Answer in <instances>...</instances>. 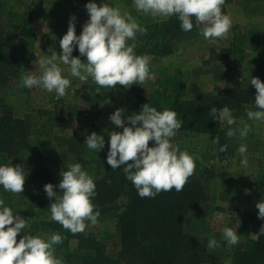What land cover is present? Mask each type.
I'll return each instance as SVG.
<instances>
[{
	"label": "rangeland",
	"instance_id": "374dc122",
	"mask_svg": "<svg viewBox=\"0 0 264 264\" xmlns=\"http://www.w3.org/2000/svg\"><path fill=\"white\" fill-rule=\"evenodd\" d=\"M107 2L118 7L122 14H130L141 25L160 23L170 18L152 17L138 12L134 0ZM226 14L232 18V27L225 38L209 43L202 36L201 28L197 27L182 38L172 41L173 54L151 58L150 70L155 73V79L141 86L129 85L130 88L126 89L121 85L115 88L101 87L90 77L87 81H80L69 75L71 87L66 90L64 97H55V103L50 104L49 93L40 88H34L31 92L22 85V78L27 71L39 69V58L50 55L51 51L57 54L62 51L59 41L67 33L69 22L74 16L70 6L66 0H0V42L5 43L0 50V70L7 67L8 74L5 82L0 83V106L6 104L21 115L36 113L41 117V113H56L52 117V124L43 130L47 132L40 134L42 138L34 137L35 147L41 145L42 149L48 151L57 148V144L49 137L71 136L77 132L82 121H89L97 134L105 136V148L99 153L107 155L109 134L123 130L113 125L109 116L117 109H124L126 116V108L132 100L131 91L134 89L147 97H152L156 91L168 89L166 97L169 100L172 85L168 83L179 80L183 83L182 99L191 101L207 94L219 93L228 86H251L250 80L264 59V0H233L227 5ZM75 17L76 35L79 36L87 19ZM235 33L245 37V41L237 51H231ZM235 52L244 53L243 62H238ZM78 57L86 62V57ZM8 61H11L9 66L6 65ZM61 66L67 73V67ZM12 71L14 74H10ZM247 109L255 110L249 105H240L232 111L236 124L231 127L242 129L245 124L250 127L243 139L239 132L232 138L227 137L229 126L222 121L225 136L221 144L228 147L215 159L212 146L216 136L178 132L174 137V143L181 150L200 157L196 161L195 170L202 173L210 200L200 213L188 218L186 227L199 236L210 251L218 255L216 264H233L235 252L244 250L249 238H257L254 222H250L247 215L253 214L258 218L256 204L264 199V123L249 120ZM46 118L42 117V120ZM67 121L70 125L64 127ZM47 133H51V136L44 137ZM241 144L247 145V167L241 166L242 157L238 152ZM2 162L0 160V164ZM49 218L50 214L47 216L39 213L35 220L27 223L24 231L43 238L51 236V229L40 224L42 219ZM35 221L39 224L36 225ZM241 221L248 222L249 235L239 232ZM86 223L89 226L85 231L94 233L99 241L112 248L116 246L121 231L115 219L104 217L98 218L95 225ZM225 227L237 231L240 235L238 244L229 246L226 243L223 239ZM24 234H18L17 242ZM213 238L217 246L209 248V240ZM75 245L73 241L72 247Z\"/></svg>",
	"mask_w": 264,
	"mask_h": 264
},
{
	"label": "clouds",
	"instance_id": "9594fccd",
	"mask_svg": "<svg viewBox=\"0 0 264 264\" xmlns=\"http://www.w3.org/2000/svg\"><path fill=\"white\" fill-rule=\"evenodd\" d=\"M225 0H134L138 12L152 17H176L180 29L191 31L201 28V34L209 43L225 38L232 27V18L222 11ZM89 15L79 36L76 35V17L69 22L67 33L60 39L61 52L51 51L38 59L39 75L35 71H27L22 78V85L28 89L40 88L55 93L62 98L71 87V79L87 81L90 77L98 86L115 88L117 85H143L155 79L150 70L151 57L148 54L138 55L137 35H143L147 28L139 24L130 14H122L118 7L111 6L107 0H96L86 4ZM80 56L86 57L82 62L73 56L77 49ZM63 66L67 67L66 69ZM250 84L257 94L254 98V109H247V118L254 122L264 123V82L259 78H251ZM209 114L214 120H220L229 126L226 136L234 137L239 132L243 139L250 131L249 125L233 128L236 124L232 110L224 106L222 109L212 107ZM109 120L121 131L109 134V150L106 162L113 169L124 172L125 178L135 187L141 198L154 199L162 191L183 190L188 178L194 173L199 156L181 150L174 137L181 129L183 120L172 109L157 110L145 104L139 113L125 116L124 109H117L109 116ZM153 146H149V142ZM105 136L92 132L86 135L85 143L89 150L96 153L105 148ZM219 143V137L213 140ZM227 145L220 147V152L227 150ZM241 154V166L247 167V145L238 148ZM131 161V163H129ZM29 176L22 165L0 164V187L3 191L21 194ZM60 183L44 186V191L53 202L48 210L51 220L58 222L72 234L82 233L89 226L97 223L100 212L93 199L96 196V183L93 177L79 162L70 163L67 170L60 173ZM60 190L59 193L56 188ZM258 218L264 220V199L256 204ZM28 220L14 213L2 195H0V264H64L56 253V246L64 237L53 233L47 238L33 235L24 230ZM25 234L17 242V236ZM258 236L264 235V225ZM223 239L229 246L240 242V235L231 227L223 229ZM217 241L209 240L208 247L215 248Z\"/></svg>",
	"mask_w": 264,
	"mask_h": 264
},
{
	"label": "trees",
	"instance_id": "16d2710c",
	"mask_svg": "<svg viewBox=\"0 0 264 264\" xmlns=\"http://www.w3.org/2000/svg\"><path fill=\"white\" fill-rule=\"evenodd\" d=\"M233 0H225L222 11ZM92 0H66L70 6L71 14L89 19L86 4ZM100 2V0H96ZM147 28L143 35H137L138 55L148 54L151 58H162L173 54L172 41L182 38L187 33L180 29V22L176 17H170L160 23L142 25ZM245 37L239 33L233 35L231 51H237L244 44ZM5 43L0 42V50ZM225 51V53L229 52ZM214 52V51H213ZM238 62L244 61L243 52L237 53ZM80 55L78 48L73 56ZM11 61L6 62L9 66ZM7 67L0 70V83L8 77ZM34 71V70H31ZM40 69L36 71L39 75ZM14 74V72H10ZM254 78L264 82V59L258 64ZM172 85L171 97L166 95L168 89L156 91L152 97L141 94L139 90H132V100L127 106V115L139 113L142 106L149 104L157 110L172 109L183 120L178 132H191L219 137V143H213V158L223 154L219 149L225 136L222 121L214 120L209 114L214 106L222 109L229 107L232 111L240 105H249L254 108V98L257 90L253 85L228 86L219 93L204 95L196 100H184L181 97L183 83L175 80L168 83ZM136 86V85H135ZM36 89V88H35ZM33 89H30L32 92ZM138 89V88H137ZM43 92L46 90L41 89ZM49 93V92H47ZM50 104L55 103L56 94L49 93ZM0 108V156L1 164L22 165L29 176L21 194L3 191L0 187L5 203L14 213L19 214L27 223H31L40 214L51 217L49 207L53 202L44 191L46 184L58 185L60 173L67 170L70 163L79 162L93 177L96 183V196L93 199L96 209L100 212L98 218L109 217L115 219L121 231V237L116 246L99 241L96 235L89 231L72 234L62 225L49 219H42L40 224L46 225L52 233H59L64 237L63 242L56 246V255L61 257L64 264H216L218 255L210 251L196 234L188 231L186 223L195 213H200L203 206L210 200V194L204 183L202 173H194L188 178L180 192L175 189L161 192L154 199L141 198L133 184L125 178L122 170H113L106 162L107 155L89 150L85 143L86 135L96 132L89 121H82L77 132L71 136L49 137L57 144L54 151L42 149L41 145H34V137H40L51 125L52 117L56 113L17 114L12 107L2 104ZM42 117H47L42 120ZM65 122L64 127L69 126ZM41 126V127H39ZM52 129V128H51ZM51 136V133L44 137ZM153 146V142H149ZM131 163V161L129 162ZM56 191L59 193L58 187ZM44 212V213H43ZM49 213V214H48ZM250 222H254L256 235L264 225V220L256 215H247ZM34 223V222H33ZM36 225L37 222L35 221ZM239 232L249 235L248 222L241 221ZM76 245L72 247V242ZM233 264H264V235L249 238L244 250L235 252Z\"/></svg>",
	"mask_w": 264,
	"mask_h": 264
}]
</instances>
